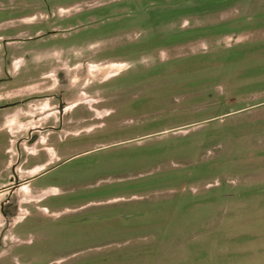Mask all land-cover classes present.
I'll use <instances>...</instances> for the list:
<instances>
[{
  "label": "rangeland",
  "instance_id": "1",
  "mask_svg": "<svg viewBox=\"0 0 264 264\" xmlns=\"http://www.w3.org/2000/svg\"><path fill=\"white\" fill-rule=\"evenodd\" d=\"M31 47L82 120L36 147L0 112V189L42 176L0 194V264H264V0H0V105Z\"/></svg>",
  "mask_w": 264,
  "mask_h": 264
},
{
  "label": "flooded vegetation",
  "instance_id": "2",
  "mask_svg": "<svg viewBox=\"0 0 264 264\" xmlns=\"http://www.w3.org/2000/svg\"><path fill=\"white\" fill-rule=\"evenodd\" d=\"M37 52L38 51L35 47H31L28 51L30 63L26 70V73L29 76L26 82H29L30 84L27 86L24 85V87L21 86L23 89L28 88V93L17 95L14 101L0 105V112H4L11 107L15 109H23L26 107L27 110L29 109L28 112L23 113H26L25 116L33 118L30 122L32 123V128L29 129L28 134L31 136L29 141L32 143L36 142V147L44 144L42 142V136L44 135H54L55 141L58 140L60 143L64 142L61 135L63 132H67L68 108H72L70 114L76 122L82 120V113L78 111L81 102H78V99L82 95V89L84 87L81 80H77L79 75L74 76V78H68L70 74H67L66 71H62L63 69L60 68L57 74H51V67L48 64L43 63L45 58L40 59ZM38 62H40V64ZM52 76H55L57 79H52ZM21 88L19 89L18 87L17 89L22 90ZM0 115L3 116L4 114L0 113ZM6 131L8 133L5 132L3 128H0L1 133L5 132L7 134L9 147H14L15 145L10 144L9 130ZM9 147L4 153L7 161L12 157L9 153L14 150L13 147L12 149H9ZM15 148L17 151L21 152L20 158L23 157V152H26V147L16 145ZM48 150H54L53 152H56L53 147L49 148L42 146L38 149V153H33L31 157L23 161L22 164L24 165L27 163L30 167V164L34 163L35 167V161H40L37 164L42 161H47L49 155ZM19 162L20 161H17L16 164ZM34 167L31 166L27 172L31 173V171H36L37 168ZM41 177L42 176L37 175L30 178L20 179L16 170L12 168L11 175L8 177L9 179H12V181L8 182L6 186L0 189V194L9 190H18L22 185ZM11 216L7 217V219H10Z\"/></svg>",
  "mask_w": 264,
  "mask_h": 264
}]
</instances>
